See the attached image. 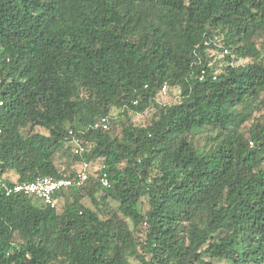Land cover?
Returning <instances> with one entry per match:
<instances>
[{
    "label": "trees",
    "instance_id": "trees-1",
    "mask_svg": "<svg viewBox=\"0 0 264 264\" xmlns=\"http://www.w3.org/2000/svg\"><path fill=\"white\" fill-rule=\"evenodd\" d=\"M263 94L264 0H0V264H264Z\"/></svg>",
    "mask_w": 264,
    "mask_h": 264
},
{
    "label": "built area",
    "instance_id": "built-area-1",
    "mask_svg": "<svg viewBox=\"0 0 264 264\" xmlns=\"http://www.w3.org/2000/svg\"><path fill=\"white\" fill-rule=\"evenodd\" d=\"M166 90L167 87L164 85L160 90V94L164 95L166 93ZM91 128L107 129L108 119L102 118L96 121L94 124L91 125ZM69 134L71 135V131H69ZM72 142L75 145L74 153L81 156L85 151L84 147L80 145L78 140L74 138ZM263 142H264V138H263ZM249 145L253 146L251 142L249 143ZM89 173H90V168L88 163L83 162L79 167V169L74 171V176L70 178H53V177L36 178L32 182L15 184L9 188H6L5 194L7 196L13 194H21L28 197H35L40 199L44 204L53 208L56 203L53 196L56 192L68 187H80L88 179ZM100 182L102 186L108 187V180L106 174L101 175Z\"/></svg>",
    "mask_w": 264,
    "mask_h": 264
},
{
    "label": "rangeland",
    "instance_id": "rangeland-1",
    "mask_svg": "<svg viewBox=\"0 0 264 264\" xmlns=\"http://www.w3.org/2000/svg\"><path fill=\"white\" fill-rule=\"evenodd\" d=\"M209 54L215 61H217V60L222 59L223 55H225V52L220 53L217 50H211ZM262 96H264V94ZM178 100H179V91L176 88L167 89L164 95H159L156 99L158 103L163 104V105H171V104L177 103ZM251 112H252V116L249 118V121H247L246 124L244 125L243 127L244 130L248 128V126L250 125L254 117L256 118L258 117L259 120L264 123V112L261 108H258L256 106L252 108ZM113 115H116V112H114ZM154 116H155L154 109L149 108L141 114H132L131 121L136 125H145L146 123L151 121ZM201 136L199 135L196 137L197 144L202 142ZM76 168H79V166H77ZM97 168H99L98 163L93 164L91 170L94 171ZM85 202L86 204H88V201L85 200Z\"/></svg>",
    "mask_w": 264,
    "mask_h": 264
}]
</instances>
